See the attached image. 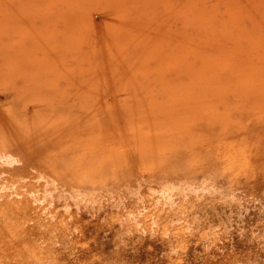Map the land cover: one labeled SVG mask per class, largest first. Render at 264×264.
Instances as JSON below:
<instances>
[{"label": "rangeland", "instance_id": "1", "mask_svg": "<svg viewBox=\"0 0 264 264\" xmlns=\"http://www.w3.org/2000/svg\"><path fill=\"white\" fill-rule=\"evenodd\" d=\"M103 4L81 12L63 0H0V264H264V92L242 85L237 92H170L164 85L186 76L174 71L162 44L158 72L134 74L135 85L123 94L109 89L100 80L116 67L109 54L124 45L120 39H141L140 46L182 32L196 47L208 39L194 15L172 16L161 7L158 27L146 28L142 8L109 20ZM219 5L215 17L229 19L227 4ZM250 16L238 27L251 30ZM134 49L128 46L124 57L139 54ZM196 51L186 55L185 68L202 64ZM122 65L116 87L130 79ZM219 70L222 81L230 78L228 66ZM218 77L203 75L212 84ZM233 144L258 166L229 159ZM4 154L14 161H2ZM43 175L59 189L51 206L48 198L29 208L28 225L37 229L22 238L14 233L16 205L32 200L30 190H42ZM163 185L173 194L168 211L149 200ZM62 189L67 197L92 198L90 206L66 207L74 200H59ZM40 221L52 229L42 230ZM41 248L46 257L36 260L32 252Z\"/></svg>", "mask_w": 264, "mask_h": 264}, {"label": "bare ground", "instance_id": "2", "mask_svg": "<svg viewBox=\"0 0 264 264\" xmlns=\"http://www.w3.org/2000/svg\"><path fill=\"white\" fill-rule=\"evenodd\" d=\"M102 2H104L103 6H102L103 7L102 9H104V11L102 13L103 14L104 13H106V14L112 13V15H114V16L107 15L106 17L109 20H113V19L117 20V17L124 18L122 15L124 10L129 9V11L132 12V6H133V8L136 7L134 9V11H136V9L142 8L143 12L140 13L141 17H139V18L141 19L140 22L142 21L143 26L145 24L146 28L147 27L149 28L150 24H152V22H154L153 28L156 29L158 27L157 25L160 22L159 17H160V14L162 13V11H160L161 7L167 8V10H168L167 13H169L172 16H175L178 13L181 15H184V16L185 15L186 16L187 15H194L198 19V23L201 25V30L205 33L204 36H206L208 39V41H206V44L203 41V45L205 44L204 46L202 45V46H198V47H196L192 43V41H190V39L187 36H184L183 34H181L182 32L181 33L177 32L178 35H177V37H175V39L171 38V37H167V35L165 37H162V38L161 37H159V38L151 37L148 44H143L140 46H138L136 43L141 39L130 38L126 42L124 39H120V41L122 42L121 44H124V45H120V46L116 45V47H117L116 50H118V52H115V54H113V55L109 54V61L110 62L113 61L114 65L116 67L113 68L114 70L112 71L111 74L104 77L105 80H100V81L105 82L104 84L109 89L114 90L117 88L118 90H114V91H119L117 93H122V92L125 93V90H129V87L127 85H133V84L135 85V83L132 82V79H133L132 76H134V74H137L139 71L144 72V70H145V72H147L148 75H151L150 73H153V72H158L159 68L162 67V63L160 62L161 65L159 66L160 60L158 58L159 54L157 53V48H158V52H160L162 49L161 50H159V49H160L161 44H162L163 46L161 48H168L167 49L168 51L166 50V54L169 55V58H171V60L173 61L171 63V65L174 67V71L177 70V73L180 72V73H182L183 76H186L185 77L186 80H184V81L180 82V81H178V79H176V80L170 81L169 84L164 85L165 87H169L170 92L181 93L182 89L183 90L185 89L186 92L189 94H194V93H197L199 91L206 93L208 90L215 91V92L216 91L222 92V90L225 92H227V91L228 92H232V91L237 92L238 85H242L247 90L249 87V90H251L255 93L258 91L264 92V0H138L134 3H133V0H63V4L66 3L69 6V9L76 10V11L80 10L81 12L86 5H90V7H92L93 4H96L98 6V5H101ZM221 2H225L227 4V7L229 8L228 11L230 10L229 12H227V14L229 13L230 18L227 20H222V19L218 20V17H215V15L217 16V12L219 11L218 7L220 6L219 4H221ZM132 3H133V5H132ZM98 9H100V8H98ZM105 9L107 11H105ZM219 12L221 13V11H219ZM151 14H152V17L147 19L148 15H151ZM246 15L247 16H249V15L254 16L255 22H256L255 23L254 21H252V23H255L254 26L256 25V27L253 26V28L249 31L248 30H242L241 28L238 27V24H240V27H241V23H240L241 18L243 19V16H246ZM114 17H116V18H114ZM246 23H244V24H246ZM112 25H113V23L110 24L112 32L113 33L117 32V25H113V26ZM143 26H142V28H144ZM202 31H201V33H202ZM241 33H243V35H241ZM182 35H183V41H181ZM241 36H242V40H241ZM83 38H86V37L84 36ZM202 40H204V39L202 38ZM149 43H151V44H149ZM179 43L181 45V50H179V48H178V47H180ZM128 46L131 48L133 47V49L136 48V49H134V51H137L139 54H136L137 56L135 54L133 55L131 53L128 55H125L126 59L128 60L127 65H125L124 54L128 53L127 52ZM141 46H142V48H141ZM194 49L197 50L196 55L198 56V58H200V62L202 64L199 66V68H195V66H193V64H190V66L188 68H185L184 65L186 62V55L189 53L190 50H194ZM124 51H125V53H124ZM146 52H147V55H146ZM247 54H248V57H252L255 55L258 58V61L257 62L254 61L253 58L252 59H250V58L245 59L244 57H247ZM146 57L148 59L147 62H146ZM139 59L141 60V66L140 67L135 66V62H137V60H139ZM152 60H154V61H152ZM119 64H123L122 66H123L124 73H126L128 75V79L129 78L130 79L127 81L126 84H122L121 87H119V86L116 87L114 85L115 84L114 81H116V79H118V77L120 76V73H121V72H119V68H118ZM222 64L226 65V67L228 66V69L230 71V78L227 77L228 80H226V81H222L220 79V76L222 75V73H221V70H219V69H220V66H222ZM135 67H136L137 71L134 69ZM165 68H167V67H165ZM207 71L208 72H214V73H216V71H217L218 76H219L217 82H213L214 84H212L209 82L210 79H209V81L205 82V80L203 79V75ZM172 72H173V70H172ZM180 73H179V75H180ZM174 74H176V73L174 72ZM155 75H157V74H155ZM163 78H165V77H163ZM155 79H156V77H155ZM148 81L149 80H147L146 82H148ZM168 81H169V79H168ZM168 81H167V83H168ZM163 84H165V83H163ZM206 84H208V85L212 84L213 86L211 85V87H209ZM183 87H185V88H183ZM215 92H212V93H215ZM184 95H186V94H184ZM194 103H196V102H194ZM228 149L229 150L227 151V153H228L227 155L229 156V159L233 160L236 163V165H238V162H239L243 166H248V165H251L252 167L258 166V163H255L254 160L250 158V155L248 153L244 152L243 150L238 151L237 145L236 146L234 144L230 145ZM0 156H1V154H0ZM2 157H1V160L7 162L8 165H9V163L14 161V158L10 154L9 155L4 154V156L2 155ZM3 159H5V160H3ZM7 164L5 163V165H7ZM1 175H3V174L1 173ZM59 175H61V174H59ZM41 178L45 180L42 190L40 189V191H39V189H38L39 186H38L37 191H35V190L29 191L28 197H30L32 199V200H30L31 203L27 202L28 201L27 200V201H21L23 203L16 205L17 207H19V211L17 212V214L19 215V218L17 217L18 219H17V223H15L16 224L15 227L16 228L18 227V228H17V231L15 230L16 232H14V233H16V235H20L22 238H24V236H22V235H25L26 237L28 235H31L32 231L34 229L32 227L33 229L30 230L31 227L28 225L29 221L26 218V213L29 212L28 211L29 208L34 210V208H36V207H34V205H36V203H40V204L46 203V200L48 198H50V199H48V203L51 206L52 201H53L54 197L56 196L54 194L59 189V187H57L56 180L50 181L49 179H47L48 177L46 178V175H43ZM3 184L4 183L0 179V189H3L5 187L4 186L5 184L4 185ZM13 184H15V183H13ZM10 186H12V185H10ZM168 186H169V184H168ZM168 186H164L161 189L152 190L151 194L149 196L150 197L149 200L155 204V207L161 206L163 211H165L166 207L169 208V206L174 205V204H172L173 194L171 193L170 187H168ZM62 187L64 188V186H62ZM175 187H176V185H175ZM175 189L177 190V187ZM193 189H195V188H193ZM179 190L180 189H178L177 191L179 192ZM11 191H10V193H11ZM64 192L65 191L62 189L59 197L57 196L59 200L63 199L66 203L69 202L68 200L70 198H72L74 200L73 201L74 203H68V204H66V207H70L74 204V205H76L77 209H80V207H83V206L87 207L89 205V202L92 201V198H90L89 200L87 199L89 201L88 202L86 200V197L84 195H78V192L77 193L75 192L74 194L71 193V194H69L68 197L65 196ZM128 192H130V191H128ZM12 194L13 193H11L10 195H12ZM14 195H15V192H14ZM0 197L2 198V196H0ZM1 198H0V200H1ZM94 199H95V197H94ZM24 200H25V198H24ZM54 203H55V201H54ZM177 206L183 207V206H179V205H177ZM40 207H41V205H40ZM7 208L9 209L8 206L6 207V209ZM168 208L166 209L167 211H168ZM83 209H84V207H83ZM159 209H160V207H159ZM171 209H172V207H171ZM182 209L183 208H181V210ZM47 210H49V209H46L45 211L47 212ZM156 210L160 211L161 209L160 210L156 209ZM229 211L231 213V210H229ZM34 212L36 213V211H34ZM151 212H152V210H151ZM53 213H55L54 215H56V212H53ZM37 214H39V213H37ZM150 214H155V213L153 212ZM46 215H48V213H46L45 216ZM50 215H53V214L50 213ZM145 215H144V217H145ZM158 215H159V212L157 213V216ZM179 215H180V212H179ZM226 215H225V217L227 218ZM230 215L228 214V216H230ZM61 216H63V215H61ZM157 216L155 215V218ZM51 217H53V216H51ZM67 217H70V216H67ZM155 218H154V220H155ZM165 219H169V217L165 218ZM65 220L66 219L63 217L61 221L64 222ZM70 220L72 222V219H70ZM154 220H153V223H154ZM163 221H164V219H163ZM35 222H37V221L35 220ZM145 222L147 223L148 221L145 220ZM157 222H159V221H157ZM157 222H155V223H157ZM231 222L232 221H230V226H231ZM45 223L46 222H44V221H40L39 225L38 224H36V225H38L42 230L46 226H47L46 228H48L49 226L51 227L50 222H49V226H48V223H47V225ZM132 223H134V222H132ZM153 223H152V225H153ZM222 223H225V222L222 221ZM234 223H235V221H234ZM150 224H151V222H150ZM36 225H35V227H36ZM67 225H68V223H67ZM53 226L55 227V225H53ZM70 227H71V225H70ZM157 227H160V226H157ZM151 228H152V226H151ZM178 228H179V226H178ZM36 229H34V230H36ZM49 229H52V228H48V230ZM167 229H168V227H167ZM228 229H232V228L228 227ZM156 231H158V230H156ZM159 231H162V230H159ZM164 231H166V228ZM182 231H183V229H182ZM184 232H186V231H184ZM145 233H144V235H146ZM190 233L192 234V231ZM187 236L188 235H186V237ZM31 237H32V235H31ZM181 237H179V238L184 239L183 237L182 238ZM199 237H201V236H199ZM203 237H205V236H203ZM206 237H208V236L206 235ZM214 237H216V236H214ZM214 237H212V238H214ZM33 239H35V238H33ZM202 239H204V238H202ZM40 240L41 239H39L38 242H40ZM207 240L208 239H206V241ZM27 242H28V240H27ZM33 242L31 241L30 243H33ZM180 242H182V240ZM187 242H189V241H187ZM36 243H37V241H35V244ZM174 244H175V242H174ZM32 247H34V246L32 245ZM186 247H184V248H186ZM32 254L35 256L36 260L37 259L43 260L46 257L42 248L40 251L36 250V251L32 252Z\"/></svg>", "mask_w": 264, "mask_h": 264}]
</instances>
